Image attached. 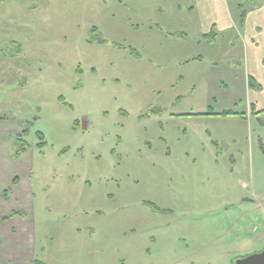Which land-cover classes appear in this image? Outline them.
Returning <instances> with one entry per match:
<instances>
[{"label": "rangeland", "instance_id": "1", "mask_svg": "<svg viewBox=\"0 0 264 264\" xmlns=\"http://www.w3.org/2000/svg\"><path fill=\"white\" fill-rule=\"evenodd\" d=\"M195 4L0 0V118L28 126L18 216L35 228L36 261L233 264L264 249V125L245 141L236 119L184 115L206 103L187 60L242 61L229 35L194 34ZM178 6L193 9L173 18Z\"/></svg>", "mask_w": 264, "mask_h": 264}, {"label": "crops", "instance_id": "2", "mask_svg": "<svg viewBox=\"0 0 264 264\" xmlns=\"http://www.w3.org/2000/svg\"><path fill=\"white\" fill-rule=\"evenodd\" d=\"M195 3L200 21L194 19L196 28L191 29L194 34L205 38L208 45L216 43L219 37L222 41L225 35H229L228 45L232 42L241 44L237 51L240 52L242 61L228 66L230 60L226 62L223 58L226 66L221 62L207 64L202 55L187 60L185 64H197L199 67L196 73L204 74L198 87L200 95L206 96V103L202 112L184 115L209 124L215 120H224L222 118L236 119L239 125L242 123L240 128L246 132V138L243 135L241 138L247 141L248 124L264 125V1L252 8L243 9L242 2L236 0L232 12L226 0H195ZM177 9L173 18H177L182 12L188 13L193 7L186 8L185 11L180 6ZM181 21L187 23L185 28L190 29L192 26V22L188 20ZM209 53L212 57L211 51ZM196 92L197 90L188 95ZM23 130L24 123L0 118V264H44L36 261L38 250L35 228L18 216L22 208L28 205L24 202L28 201L31 191L29 174L32 159L31 156L27 157L31 146L26 142L29 131L22 137L27 150L19 157L14 156L17 137ZM206 134L208 138H212L209 130ZM259 137L257 136V140ZM228 140L233 143L236 141L234 138ZM259 143L263 146L261 140ZM13 211L16 215L12 214Z\"/></svg>", "mask_w": 264, "mask_h": 264}, {"label": "water", "instance_id": "3", "mask_svg": "<svg viewBox=\"0 0 264 264\" xmlns=\"http://www.w3.org/2000/svg\"><path fill=\"white\" fill-rule=\"evenodd\" d=\"M233 264H264V249L247 257L235 260Z\"/></svg>", "mask_w": 264, "mask_h": 264}, {"label": "trees", "instance_id": "4", "mask_svg": "<svg viewBox=\"0 0 264 264\" xmlns=\"http://www.w3.org/2000/svg\"><path fill=\"white\" fill-rule=\"evenodd\" d=\"M226 114H230V113H226ZM27 132H28V126L24 125L23 132L21 133V135H18L16 140V146H17L16 157H19L21 153L27 150V148L25 147L26 146L25 142L22 141V137L25 136ZM37 135L39 139L42 140V135L39 133H37ZM39 145H43V144H39ZM14 215H16V213Z\"/></svg>", "mask_w": 264, "mask_h": 264}]
</instances>
